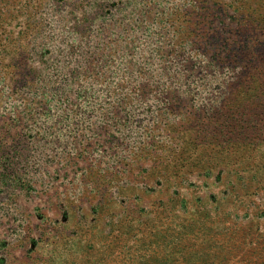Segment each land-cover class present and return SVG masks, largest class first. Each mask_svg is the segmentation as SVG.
I'll use <instances>...</instances> for the list:
<instances>
[{
    "label": "rangeland",
    "instance_id": "1",
    "mask_svg": "<svg viewBox=\"0 0 264 264\" xmlns=\"http://www.w3.org/2000/svg\"><path fill=\"white\" fill-rule=\"evenodd\" d=\"M0 264H264V0H0Z\"/></svg>",
    "mask_w": 264,
    "mask_h": 264
}]
</instances>
